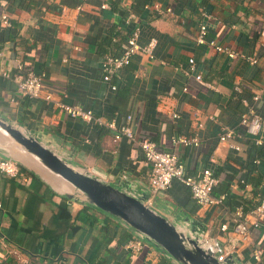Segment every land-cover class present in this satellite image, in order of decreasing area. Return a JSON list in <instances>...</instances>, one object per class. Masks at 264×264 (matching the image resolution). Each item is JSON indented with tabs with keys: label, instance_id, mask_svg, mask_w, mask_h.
<instances>
[{
	"label": "crops",
	"instance_id": "1",
	"mask_svg": "<svg viewBox=\"0 0 264 264\" xmlns=\"http://www.w3.org/2000/svg\"><path fill=\"white\" fill-rule=\"evenodd\" d=\"M154 3L171 12H155ZM3 13L11 26L0 19V115L100 178L146 196L150 204L157 199L168 217L200 223L233 252L236 264H264V217L251 213L264 195V131L254 136L240 123L249 107L264 118V0H0ZM200 23L207 27L203 43L196 41ZM135 30L141 45L156 40L153 57L136 51L106 82L102 60L118 54L121 41ZM211 39L244 57L217 52ZM251 56L255 63L247 60ZM18 58L23 71L44 74L54 99L89 109L117 128L129 115L136 138L150 139L160 150L174 148V135H197L198 145L179 149L184 174L210 169L219 180L214 194L225 196L222 203L198 206L177 179L153 194L136 143L115 141L112 127L16 93L2 72L17 73ZM189 58L206 84L186 73ZM224 128L232 136L220 141ZM6 154L20 162L22 175L0 173V264H180L145 239L139 251L126 249L127 241L139 238L132 229L67 197L70 189L31 157L0 149V157ZM237 207L250 230V240L238 246L228 239L234 237L229 232ZM255 246L260 260L252 255Z\"/></svg>",
	"mask_w": 264,
	"mask_h": 264
},
{
	"label": "built area",
	"instance_id": "2",
	"mask_svg": "<svg viewBox=\"0 0 264 264\" xmlns=\"http://www.w3.org/2000/svg\"><path fill=\"white\" fill-rule=\"evenodd\" d=\"M152 9L160 14L171 12V9L167 7L166 9L162 8L159 4L154 3ZM2 23L6 26H11L9 17L3 13L0 17ZM206 33L207 27L205 24L200 23L198 27V34L196 41L198 43L206 42ZM139 33L137 30L133 31L126 39L121 41L119 46L118 54H107L102 60V70H103V79L106 82H110L112 76L120 68L126 67L130 64L131 57L136 51L142 52L148 57H153V49L156 44L155 39H150L145 44L138 43ZM208 43L213 46V48L220 53H223L231 58L238 56H243L242 53L231 49L223 44L217 43L214 39L208 41ZM247 60L251 63H255L256 59L254 57H247ZM16 68L18 70L14 75H10L8 71H3V75L10 77L15 85V91L18 95L27 98H36L43 99L46 101L53 102V105L59 112H64L69 114L72 117H78L85 121H96L99 124L107 125L115 129L114 140L117 141L122 137H125L127 140L136 143L143 151L144 160L146 165L149 168V183L150 188L153 194H156L160 191H165L171 187L174 179L179 180L186 187L189 188L192 198L195 200L198 206L208 207L210 205H215L222 203L224 200V195H216L213 190L215 185L218 183V178L213 174V172L204 168L200 171L198 176H188L184 174V163L181 159L180 150L189 145H198L199 138L197 135L188 136V135H174L172 137V144L174 148L172 150H160L157 148L154 141L144 138L137 139L134 131L132 130L129 122L131 116H127L128 123L120 125L118 128L115 127L113 122H105L101 117H96L93 115L92 111L89 109H84L78 104H67L61 101L60 99H54L53 93L46 90L43 84L44 74L35 73L34 71L27 70L23 71L24 65L20 58L16 60ZM188 70L186 73L194 74L195 65L194 59H188ZM23 71V72H21ZM194 77L199 82L206 84L203 81L202 76L199 73H195ZM111 89H116V85L110 83ZM186 87H184V90ZM261 92H264V87L260 89ZM260 97V92L256 93L253 98L257 100ZM12 102L17 104V100L12 97L10 99ZM172 116H176L173 114ZM240 123L245 127L247 133L251 135H258L264 131V118H262L255 110L249 107L248 111L241 113ZM232 136V131L228 128L224 130L219 135L220 141H226ZM237 148V146H236ZM0 173L7 174L9 176H21L20 165L10 159L0 158ZM255 217H264V195L261 197L259 204L251 212ZM235 223L233 228L229 233L233 234L228 236L229 241H234V245H242L248 240H250V230L249 226L246 223V215L243 213L241 207H237L234 211ZM253 226L258 224V221L255 220L251 223ZM225 229V226L221 227ZM207 241V238L204 239ZM143 243L138 239H130L125 244V248L131 251H139L142 249ZM261 248L253 247L252 255L256 260L261 259ZM226 251H224L219 257V260H222L225 257ZM26 264H34L28 262Z\"/></svg>",
	"mask_w": 264,
	"mask_h": 264
},
{
	"label": "water",
	"instance_id": "3",
	"mask_svg": "<svg viewBox=\"0 0 264 264\" xmlns=\"http://www.w3.org/2000/svg\"><path fill=\"white\" fill-rule=\"evenodd\" d=\"M0 149L31 157L45 173L70 189L67 197L79 198L120 220L138 235L139 240L149 241L180 264H236L233 252L228 251L217 238L208 235L200 223L190 222L189 217L184 223L175 215L168 217L162 213L168 211L158 204L157 199L150 204L146 196L100 178L2 115ZM0 158L20 164L11 154ZM224 251L225 257L219 260Z\"/></svg>",
	"mask_w": 264,
	"mask_h": 264
}]
</instances>
